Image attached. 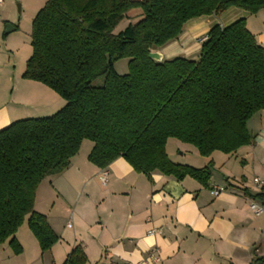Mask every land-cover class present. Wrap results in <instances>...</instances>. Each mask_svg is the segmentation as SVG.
<instances>
[{
    "label": "trees",
    "instance_id": "obj_1",
    "mask_svg": "<svg viewBox=\"0 0 264 264\" xmlns=\"http://www.w3.org/2000/svg\"><path fill=\"white\" fill-rule=\"evenodd\" d=\"M230 7L255 14L264 0H45L31 22L32 52L22 77L46 85L65 104L50 116L0 129V244L8 240L20 253L15 233L24 221L41 251L58 240L34 209L35 194L47 176L68 167L83 140L93 143L87 158L99 168L122 156L136 172L190 176L203 185L213 161L200 168L171 161L169 138L192 145L202 157L254 141L247 123L264 109V46L245 18L212 25L195 60L149 57L176 39L188 20ZM133 8L142 17L115 33ZM122 58L128 72L121 75L113 64ZM100 75L102 85H93ZM86 261L78 244L62 264ZM250 264H264V255L255 254Z\"/></svg>",
    "mask_w": 264,
    "mask_h": 264
},
{
    "label": "crops",
    "instance_id": "obj_2",
    "mask_svg": "<svg viewBox=\"0 0 264 264\" xmlns=\"http://www.w3.org/2000/svg\"><path fill=\"white\" fill-rule=\"evenodd\" d=\"M44 2L0 3V129L19 119L50 116L65 104L46 85L22 77L32 47L31 31L21 19L32 22ZM133 16L141 18V9H131L120 22L127 26ZM242 17L264 46V9L250 14L230 7L219 16L188 20L176 39L153 51L162 59L195 60L200 46L192 48V36L204 37L212 25L225 26ZM120 22L115 33L126 27ZM247 128L254 136L251 144L231 153L214 150L209 157L200 156L190 144L167 140V155L175 163L200 168L213 161L207 185L190 176L178 180L157 170L136 172L122 156L99 168L87 158L93 143L83 140L68 167L47 176L36 190L34 209L46 216L58 240L41 251L24 221L15 233L22 251L15 254L8 240L1 243L0 264H62L78 244L85 264H250L255 254L264 255V214L256 215L250 207L253 200L264 206V198L244 193L245 188L252 195L264 193L252 181L264 176V109L253 115ZM172 152L187 160L172 158ZM103 172L105 183L100 180ZM214 187L220 189L217 196L210 192ZM151 228L160 232L148 234ZM151 248L157 249L159 260L147 263Z\"/></svg>",
    "mask_w": 264,
    "mask_h": 264
},
{
    "label": "rangeland",
    "instance_id": "obj_3",
    "mask_svg": "<svg viewBox=\"0 0 264 264\" xmlns=\"http://www.w3.org/2000/svg\"><path fill=\"white\" fill-rule=\"evenodd\" d=\"M134 9V8H133ZM130 11V10H129ZM18 15V14H17ZM140 19V18H139ZM139 19H136V16H133V18H132V20H134V22H136L137 20H139ZM21 21H22V25H23V27L25 26V27H28V29L31 31V27H30V25H31V21H28L27 23H26V20H25V18L24 19H21ZM133 22V23H134ZM121 23V22H120ZM126 24L127 23H123V21H122V23L120 24L121 25V28H124L125 26H126ZM205 36V35H204ZM202 37H201V34H195L194 36H192V38H191V44H193V47L192 48H198V46H200V44H201V42H200V39H201ZM165 59H168V56L166 55V57H165ZM113 66H114V69H115V71L118 73V74H126L127 72H128V59L127 58H122V59H118V60H116V61H114V64H113ZM103 80H104V76L103 75H100V76H98L93 82H92V84L93 85H96V86H100V85H102V83H103ZM252 121V120H251ZM251 121L249 122V124L248 125H251ZM252 126H249V129L251 128ZM173 148V145L172 144H169L168 145V149L169 150H171ZM173 154V155H172ZM171 157L173 158H177V159H181V160H187V158L186 157H184V156H182V155H180L179 153H174V152H172L171 153ZM234 170H237L238 169V167L235 165L234 167ZM249 175H251V174H249Z\"/></svg>",
    "mask_w": 264,
    "mask_h": 264
},
{
    "label": "built area",
    "instance_id": "obj_4",
    "mask_svg": "<svg viewBox=\"0 0 264 264\" xmlns=\"http://www.w3.org/2000/svg\"><path fill=\"white\" fill-rule=\"evenodd\" d=\"M3 0H0V3H2ZM204 39V37H202L200 39V41H202ZM105 172L101 173L100 175V180L102 183H105ZM254 185L256 187H259V188H262L264 189V176L263 177H260V176H255L253 179H252ZM211 194L214 195V196H217L220 192V189L218 187H214L211 191ZM250 207L252 209V211L256 214V215H260V214H264V206L257 202V201H251L250 203ZM68 226H70V223L67 224ZM156 232H160V229L158 228H151L148 230V234H153V233H156ZM147 263L148 262H156L159 260V257H158V254H157V249L156 248H151L145 259H144Z\"/></svg>",
    "mask_w": 264,
    "mask_h": 264
},
{
    "label": "water",
    "instance_id": "obj_5",
    "mask_svg": "<svg viewBox=\"0 0 264 264\" xmlns=\"http://www.w3.org/2000/svg\"><path fill=\"white\" fill-rule=\"evenodd\" d=\"M17 10H18V13H20V5H18V4H17ZM11 29H12V27H11ZM8 30H10V29H8V25H7L6 31H8ZM149 57L154 59L155 61H161L162 60L161 54L158 51L150 52ZM108 60H109V57L107 56V61Z\"/></svg>",
    "mask_w": 264,
    "mask_h": 264
}]
</instances>
